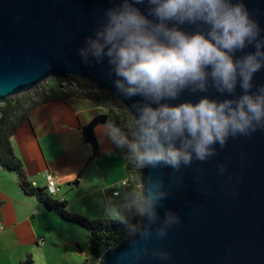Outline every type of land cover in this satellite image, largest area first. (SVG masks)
Here are the masks:
<instances>
[{"label":"water","instance_id":"water-1","mask_svg":"<svg viewBox=\"0 0 264 264\" xmlns=\"http://www.w3.org/2000/svg\"><path fill=\"white\" fill-rule=\"evenodd\" d=\"M243 2L264 30V0ZM114 3L0 0V104L52 77L70 76L108 92L126 109L142 103L139 97L124 102L117 97V77L107 58L97 62L80 55L86 38L103 24L106 9ZM181 27L189 33L207 31V25L199 22ZM250 50L252 45L244 51ZM259 85H264V69L253 79V87ZM194 87L166 102L228 98L211 81L203 92ZM239 95L237 87L232 98ZM107 117L102 112L84 127L88 140L93 139L94 126L104 124ZM148 177L165 194L159 218L150 223L140 217L131 232L103 250L96 264H264V128L229 136L204 160L193 157L178 168L160 165L141 170L140 191L142 179ZM165 212L175 217L173 223H164ZM161 228L162 235L157 231ZM24 264H31L30 258Z\"/></svg>","mask_w":264,"mask_h":264},{"label":"clouds","instance_id":"clouds-1","mask_svg":"<svg viewBox=\"0 0 264 264\" xmlns=\"http://www.w3.org/2000/svg\"><path fill=\"white\" fill-rule=\"evenodd\" d=\"M104 17L80 55L97 62L107 58L117 77V97L143 101L126 105L130 120L124 126L108 120L101 128L138 169L204 160L229 136L264 128V85L253 87L264 69V30L243 0H115ZM197 22L207 31L189 33L181 27ZM248 45L252 50L244 51ZM209 81L228 98L166 102L191 86L203 92ZM237 87L240 95L233 99ZM141 185L135 212L155 223L165 194L150 177ZM174 220L164 213L165 224ZM157 231L163 234L162 228Z\"/></svg>","mask_w":264,"mask_h":264},{"label":"crops","instance_id":"crops-1","mask_svg":"<svg viewBox=\"0 0 264 264\" xmlns=\"http://www.w3.org/2000/svg\"><path fill=\"white\" fill-rule=\"evenodd\" d=\"M102 112L105 109L85 98L42 103L11 137L14 153L34 186H44L45 173L51 172L58 188L56 195L69 211L98 218L110 215L112 207L118 208L108 205V200L117 201V195H109L108 189L129 178L123 150L102 133L103 124L92 130L95 151L85 136L84 127ZM51 213L26 195L16 175L0 163V264H24L28 258L31 264H39L44 260ZM61 241L69 247L79 246L69 239ZM77 249L84 258L87 246Z\"/></svg>","mask_w":264,"mask_h":264},{"label":"trees","instance_id":"trees-1","mask_svg":"<svg viewBox=\"0 0 264 264\" xmlns=\"http://www.w3.org/2000/svg\"><path fill=\"white\" fill-rule=\"evenodd\" d=\"M70 98L92 100L105 109L107 121L111 120L117 125L124 126L130 120L128 110L108 92L98 90L93 84L76 77L70 76L64 79L52 77L33 90L11 96L0 104V163L16 175L20 189L26 195L33 196L47 211L55 213L60 220L76 224L87 232V252L80 264H96L103 250L131 232L140 219L135 212V200L140 192L141 170L135 166L127 150L122 148L127 161L126 169L129 178L126 183L120 182L108 189V194L112 196H115L114 191L118 192L115 203L108 200V205H118L117 218L101 219L71 212L67 209L66 202L52 194L45 185L34 186L28 180L21 160L15 155L11 143V137L16 129L28 119L36 106ZM89 142L95 151L97 148L95 139Z\"/></svg>","mask_w":264,"mask_h":264},{"label":"rangeland","instance_id":"rangeland-1","mask_svg":"<svg viewBox=\"0 0 264 264\" xmlns=\"http://www.w3.org/2000/svg\"><path fill=\"white\" fill-rule=\"evenodd\" d=\"M116 208L112 207L110 215L105 217H99L101 219H116ZM52 216L47 219V226L49 227L47 237L44 238V260H41L39 264H80L83 260V255H78L79 249L87 246V232L76 224L68 223L62 224L58 222V216L51 213ZM57 217V218H56ZM58 222V224H56ZM57 226V227H55ZM63 239H69V241L77 242L79 246L69 247L63 245ZM70 251V255L68 252ZM72 252V253H71ZM74 252V253H73Z\"/></svg>","mask_w":264,"mask_h":264},{"label":"built area","instance_id":"built-area-1","mask_svg":"<svg viewBox=\"0 0 264 264\" xmlns=\"http://www.w3.org/2000/svg\"><path fill=\"white\" fill-rule=\"evenodd\" d=\"M126 182H127V179L122 181L123 184ZM45 186L52 194H55V195L57 194L58 188L56 187L55 177L53 173L51 172L45 173ZM113 194L117 195L118 192L114 191Z\"/></svg>","mask_w":264,"mask_h":264}]
</instances>
